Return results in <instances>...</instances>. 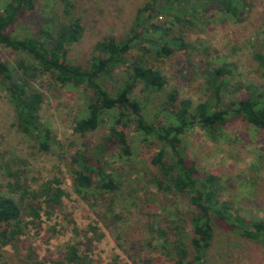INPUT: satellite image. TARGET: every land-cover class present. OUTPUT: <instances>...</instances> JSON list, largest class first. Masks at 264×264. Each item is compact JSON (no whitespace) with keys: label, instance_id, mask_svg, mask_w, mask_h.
Listing matches in <instances>:
<instances>
[{"label":"trees","instance_id":"16d2710c","mask_svg":"<svg viewBox=\"0 0 264 264\" xmlns=\"http://www.w3.org/2000/svg\"><path fill=\"white\" fill-rule=\"evenodd\" d=\"M62 1L66 9L61 20L33 36L17 34L14 27L24 12L34 9V0H8L1 9L0 46L21 56L14 69L0 60V85L12 103L13 125L18 132L29 138L40 152L49 153L54 151L52 147L60 148L56 136L41 121L43 94L35 87L36 81L46 76L57 85L81 89L84 116L74 121L73 134L84 138L109 121L107 134L95 144L83 139L82 150H75L68 164L72 168L73 189L81 200L90 205L92 192L97 189L112 194L119 188L106 159L113 152L126 160L132 157L131 143L124 131L125 127H131L144 137V142H152L158 148L150 159L151 171L144 173L146 185L143 190L133 191L137 196L139 191L143 195L139 203L146 204L150 194L147 189L152 187L164 198L166 195L186 198L190 207L185 215L174 209L172 223L164 227L151 219L154 214L147 212V228L155 233L161 242L160 248L172 264H207L206 255L214 227L264 243V221L246 219L231 207L230 202H221L219 178L196 170L195 162L186 156L181 138L193 126L213 138L234 120L264 131V90L236 81L233 65L223 63L206 70L204 97L198 102L180 100L175 89L165 94L160 105L161 110H168L170 122L160 121L159 112L152 119L145 116L146 98L163 93L167 86L165 76L147 63V55L168 59L175 50L184 54L194 48L185 41L182 32L174 33L176 29L172 30V23L170 28H165L153 24L152 20L160 13L171 12L177 24L180 19L193 24L196 16L202 18L198 11L204 12L215 4L222 14L240 23L243 22L241 14H250L251 0H148L136 11L129 34L122 40L105 38L97 42L96 56L86 67L68 60L70 46L81 40L84 29L80 18L71 15L73 5L69 0ZM133 50L135 54H132ZM253 59L264 70V41ZM137 86L145 93L144 100L133 96ZM238 90L244 93L235 98L233 93ZM225 94L232 96L230 101L225 100ZM23 165L24 161L12 158L2 162L0 156V169L9 179L10 191V195L0 192V248L10 247L18 254L21 264H43L37 260L31 246L22 245L20 237L26 227L38 229L43 217L49 220L60 211L66 194L58 178L32 189L25 171L19 170ZM112 202L106 204L108 212L96 214L105 230L121 220V215L113 211ZM166 220L171 219L167 217ZM71 224L74 237L86 239L88 246L69 244L61 260L54 264H92L88 247L92 241L102 240L104 234L92 225L79 229L73 221ZM187 225L190 230L185 239ZM80 245H83L82 250Z\"/></svg>","mask_w":264,"mask_h":264},{"label":"rangeland","instance_id":"374dc122","mask_svg":"<svg viewBox=\"0 0 264 264\" xmlns=\"http://www.w3.org/2000/svg\"><path fill=\"white\" fill-rule=\"evenodd\" d=\"M8 0H0V12ZM148 0H69L73 5L71 15L79 17L84 32L81 40L70 46L68 60L86 67L96 56L94 47L105 38L122 40L133 25L136 11ZM250 14L243 13V22H235L227 14H222L218 5H211L206 11H198L193 24L180 19L175 21L171 12L160 13L153 24L185 35V41L192 45L182 54L175 50L168 59H154L147 55V63L158 69L166 78L163 93L151 94L146 98L145 116L159 112L160 121L170 122L168 110H161L165 94L175 89L180 100L189 99L194 103L204 97L203 80L206 70L217 68L223 63L232 64L234 79L254 85L264 90V70L253 59L264 41V0H251ZM62 0H34V9L24 12L14 31L20 35H34L46 27H52L61 20L66 9ZM177 34V33H176ZM136 51L133 50L132 54ZM21 58L18 53L0 46V60L11 69ZM35 87L43 94L40 110L41 121L50 128L61 147H52L49 153L40 152L34 143L18 132L14 124V111L8 94L0 85V156L1 161L9 158L24 161L19 170L26 173L28 184L36 189L41 183L60 180L65 191L63 207L49 220L42 218L38 229L28 226L20 237L22 245L31 246L37 260L43 264H54L61 260L62 253L69 244H85L86 239L74 237L73 221L79 229L92 225L101 229L104 238L92 241L89 255L92 264H172L160 248V241L147 228V212L154 214L153 220L163 227L171 224L178 209L182 214L190 211L187 199L181 196L159 195L148 187L146 204L139 203L143 195L134 190H143L146 185L144 173L151 171L150 159L157 151L156 144L144 142V137L131 127L124 131L132 147V157L128 160L113 152L107 157L119 188L112 194L103 190L92 192L90 205L75 193L72 186L71 156L75 150H82L83 139L95 144L107 134L109 121L106 120L96 133L79 138L73 134L74 121L84 116L83 91L72 86H61L46 76L36 81ZM140 86L133 95L144 100L145 93ZM242 90L235 91V98L242 97ZM230 101L231 95L225 94ZM161 110V112H160ZM185 153L195 162L201 174L219 178L222 192L221 202H230L231 207L246 219L264 221V131L246 125L239 120L230 121L213 138L208 137L198 126L187 129L181 136ZM110 173V171H107ZM0 192L9 194L8 178L0 169ZM10 195V194H9ZM113 200L112 209L121 215V220L110 229L102 226L97 213L108 212L106 204ZM151 203L152 205H150ZM169 217L171 220H166ZM182 223V222H181ZM180 224V221L178 222ZM185 228V227H184ZM180 230V229H178ZM190 227L184 229L188 238ZM214 236L206 255L207 264H264V243L243 239L224 229L214 227ZM181 233V231L179 232ZM20 251L23 252L21 245ZM83 245H80L82 250ZM18 254L10 247L0 248V264H21Z\"/></svg>","mask_w":264,"mask_h":264}]
</instances>
